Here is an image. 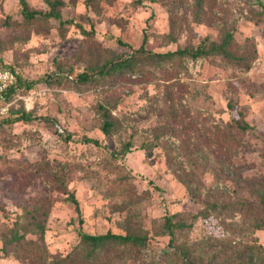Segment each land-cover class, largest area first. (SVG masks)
<instances>
[{
  "label": "rangeland",
  "instance_id": "obj_1",
  "mask_svg": "<svg viewBox=\"0 0 264 264\" xmlns=\"http://www.w3.org/2000/svg\"><path fill=\"white\" fill-rule=\"evenodd\" d=\"M59 8L64 24L26 22L20 0H0L2 66L50 77L0 98V119L24 108L42 116L0 126V264H52L70 252L78 264H186L185 253L198 264H264V0H62ZM226 30L250 67L221 54L133 52L144 33L160 52L219 42ZM128 55L131 71L78 79ZM208 202L220 208L206 210ZM80 229L147 240L98 249L95 259ZM16 232L22 243L2 250ZM35 242L44 250L24 254Z\"/></svg>",
  "mask_w": 264,
  "mask_h": 264
},
{
  "label": "trees",
  "instance_id": "obj_2",
  "mask_svg": "<svg viewBox=\"0 0 264 264\" xmlns=\"http://www.w3.org/2000/svg\"><path fill=\"white\" fill-rule=\"evenodd\" d=\"M47 2L50 4V9L48 11L38 10V9H32L30 8L28 0H20V10L23 15V19L26 22H31L37 17H53L58 19L62 24H64L66 21H69V19H63L60 6L62 5V0H47ZM85 30V29H84ZM234 41V34L230 30H226L224 38L217 42L214 40H209L207 38L202 39L196 47H179L175 50H167V51H160L156 52L151 50L147 47L148 42V34L144 33L142 44L137 47L133 48V52H149L152 57H158V59H172L174 57H199L207 54H221L228 58L229 60H236L235 62L241 63L246 65L247 67L251 66V62L249 61L248 54H237L235 51L232 50V44ZM123 42V41H121ZM125 43V42H123ZM134 55H128L119 59L111 60L109 63L104 64L97 72L87 73L82 72L79 74L78 79L81 82H88L91 80L96 79L99 76L103 75H115L122 71H131L135 69L136 63ZM0 67L2 66V63L0 62ZM5 68V67H3ZM42 80H50V77H41L38 79H25L21 75H18L16 82L13 84H10L3 92L2 99L9 100L14 92H16L19 89H31L34 88L37 82ZM229 106L231 109H235L236 105L233 102L229 103ZM104 116H105V122L103 125V129L106 133L110 132V129L113 125V121L109 116V110L104 109ZM42 116H36L34 115L30 110L27 109H17L13 112H11L10 115L7 117H3L0 119V126L5 125L6 123H14L20 120H34L36 118H41ZM45 118H50L48 115L44 116ZM234 121L236 122V125L239 126L242 129H247L252 127L253 125L246 121L245 119H237L234 117ZM67 138H71V134L66 135ZM85 141L93 142L97 145H101V141L98 137L93 136H85ZM69 198L72 200V202L75 204L76 209L78 211V214L80 215V222H83L82 218V210L80 206V202L76 195L71 192L69 193ZM240 205H244L245 202L241 201L239 202ZM207 209L209 208L217 210L220 208V204L215 202H208L207 203ZM227 206V205H226ZM206 212L205 210L203 211ZM167 216V226L170 230V233L172 232V216L166 214ZM37 219V218H36ZM38 228L40 229V241L45 243V226L44 223L40 220L37 221ZM257 226L264 227V219L257 222ZM79 234L81 236V241L88 245L89 252L87 253L89 257L95 256L98 249L107 250V249H124V248H130V247H140L143 246L147 240L146 235L136 234V233H121V232H113V231H107L105 233H88L83 231L82 229L79 230ZM23 235H19V233H15L10 240L5 242V246L2 247V250L8 252V245L15 242L16 244L22 243ZM40 242H35L33 246H30L28 250H24V254L27 256H34L37 254V248L43 249L40 244ZM36 245V246H35ZM122 247V248H121ZM122 249V250H123ZM123 256V255H121ZM185 259L186 264H198L195 260L191 259L189 256V253H185ZM97 257L95 256V259ZM52 264H78L76 261V257L73 256L72 252L60 256L53 260Z\"/></svg>",
  "mask_w": 264,
  "mask_h": 264
},
{
  "label": "built area",
  "instance_id": "obj_3",
  "mask_svg": "<svg viewBox=\"0 0 264 264\" xmlns=\"http://www.w3.org/2000/svg\"><path fill=\"white\" fill-rule=\"evenodd\" d=\"M17 74L11 68L0 67V98L3 95L4 90L10 85L16 82Z\"/></svg>",
  "mask_w": 264,
  "mask_h": 264
}]
</instances>
